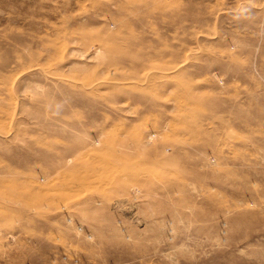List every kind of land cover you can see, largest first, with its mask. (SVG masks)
Wrapping results in <instances>:
<instances>
[{"label": "rangeland", "instance_id": "1", "mask_svg": "<svg viewBox=\"0 0 264 264\" xmlns=\"http://www.w3.org/2000/svg\"><path fill=\"white\" fill-rule=\"evenodd\" d=\"M0 264H264V0H0Z\"/></svg>", "mask_w": 264, "mask_h": 264}]
</instances>
